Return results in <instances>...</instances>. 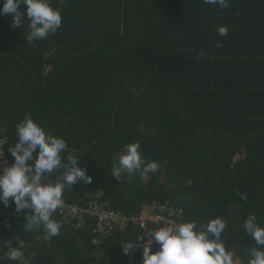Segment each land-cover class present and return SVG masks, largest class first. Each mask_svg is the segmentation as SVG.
Instances as JSON below:
<instances>
[{
	"label": "trees",
	"instance_id": "1",
	"mask_svg": "<svg viewBox=\"0 0 264 264\" xmlns=\"http://www.w3.org/2000/svg\"><path fill=\"white\" fill-rule=\"evenodd\" d=\"M51 4L62 25L32 43L26 16L20 28L0 16V133L10 165L16 125L31 115L67 142L62 157L73 153L92 177L65 190V203L100 201L132 215L158 202L185 209L181 222L220 217L226 249L247 264L255 241L242 225L255 214L264 227V0H231L223 11L204 0ZM218 26L228 34L219 36ZM137 141L158 171H122L118 181L114 158ZM23 215L11 200L0 202V241L15 247L19 236L26 257L36 253L30 264H128L123 244L136 246L142 236L130 225L97 247L95 220L79 229L58 209L53 219L63 228L44 241L42 231H24ZM137 260L143 264V249Z\"/></svg>",
	"mask_w": 264,
	"mask_h": 264
},
{
	"label": "clouds",
	"instance_id": "2",
	"mask_svg": "<svg viewBox=\"0 0 264 264\" xmlns=\"http://www.w3.org/2000/svg\"><path fill=\"white\" fill-rule=\"evenodd\" d=\"M204 3L217 6L219 11L231 6V0H204ZM22 4L25 11H21ZM4 15L12 17L13 28H20L25 16L28 18L26 39L29 43L46 39L62 25L61 11L52 6L51 0H3L0 16ZM216 31L224 37L229 28L218 26ZM216 47H222V44L218 41ZM16 134L18 142L8 149L14 157L13 163H0V202L8 206L11 200L15 211L24 213V231H42V239L50 241L63 228V223L53 216L58 209L65 207L64 191L73 189L81 181L90 184L92 177L85 167L79 166L76 155L69 152L66 158L62 157V153L68 150L67 142L51 130L46 131L31 115L17 123ZM140 147L139 141L126 144L114 158L118 163H113L111 176L119 181L122 171L129 176L135 173L147 176L157 172L158 163L147 161L139 151ZM53 172L58 173L54 180L51 179ZM238 195L247 201L245 193L238 192ZM242 227L255 241L254 246L247 250V264H264V227L258 223L255 214H249ZM225 228L226 222L216 217L206 223L192 219L150 230L146 234L150 242L146 240L143 244V264H235V253L227 250L221 240ZM16 238L18 245L15 247L11 240L0 241V261L7 259L15 264H30V258L36 253L31 252L26 257L28 246L19 236ZM39 239L40 236L37 237ZM154 243L159 245L155 252L152 251ZM133 246L134 243L123 244L124 253L127 254Z\"/></svg>",
	"mask_w": 264,
	"mask_h": 264
},
{
	"label": "built area",
	"instance_id": "3",
	"mask_svg": "<svg viewBox=\"0 0 264 264\" xmlns=\"http://www.w3.org/2000/svg\"><path fill=\"white\" fill-rule=\"evenodd\" d=\"M0 154L3 155L0 161L10 165L5 150V140L1 133ZM60 214H62L64 220L76 223L75 227L79 229L84 228L86 218L95 220L94 232L97 234V238H95L93 244L97 247H100L115 234L126 231L130 225L138 227L142 234L138 245L133 246L127 254L124 251L122 253L127 258L128 264H142V261L137 260V256L143 249V244L146 243V240L150 242V238L146 235L147 232L172 223H182L181 220L184 219L185 209L154 202L141 206L136 214L126 215L122 212L108 209L106 203L94 201L88 206L65 203V207L60 209ZM155 245L157 244L154 243L153 246ZM235 264L241 263L235 262Z\"/></svg>",
	"mask_w": 264,
	"mask_h": 264
}]
</instances>
